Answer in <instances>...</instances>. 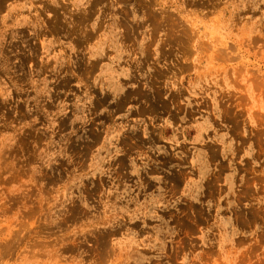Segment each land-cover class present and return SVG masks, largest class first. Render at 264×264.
I'll use <instances>...</instances> for the list:
<instances>
[{"label":"rangeland","instance_id":"1","mask_svg":"<svg viewBox=\"0 0 264 264\" xmlns=\"http://www.w3.org/2000/svg\"><path fill=\"white\" fill-rule=\"evenodd\" d=\"M0 264H264V0H0Z\"/></svg>","mask_w":264,"mask_h":264}]
</instances>
